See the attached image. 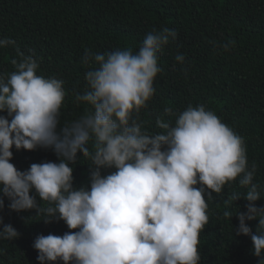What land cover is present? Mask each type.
Instances as JSON below:
<instances>
[{"label":"clouds","instance_id":"clouds-1","mask_svg":"<svg viewBox=\"0 0 264 264\" xmlns=\"http://www.w3.org/2000/svg\"><path fill=\"white\" fill-rule=\"evenodd\" d=\"M176 39L175 31L163 28L147 33L137 52L85 49L86 89L74 102L91 111L59 132L63 80L38 75L37 59L18 48L10 61L15 71L0 75V113H7L0 116V196L13 212L34 210L43 223L63 221L69 229L62 237L35 239L40 264H199V236L209 220L205 193L212 200V193L220 195L237 180L248 191L243 197L232 193L226 205L243 199L247 211H224L223 217L239 220L235 235L250 237L253 255L264 264V208L255 206L261 199L253 183L257 166L253 161L249 167L244 138L204 105L176 114L174 126L158 117L161 134L142 131L139 117L155 94L160 54ZM210 43L225 53L236 47L235 40ZM14 45L0 39V49ZM175 59L185 62L180 54ZM164 115H173L172 109L166 107ZM13 147L50 149L60 162L21 172L10 163ZM79 154L91 161L90 190L73 188L70 165ZM101 169L115 171L102 176ZM254 220L255 234L246 224ZM17 238L0 219V239Z\"/></svg>","mask_w":264,"mask_h":264},{"label":"trees","instance_id":"trees-1","mask_svg":"<svg viewBox=\"0 0 264 264\" xmlns=\"http://www.w3.org/2000/svg\"><path fill=\"white\" fill-rule=\"evenodd\" d=\"M163 28L175 31L177 39L160 54L155 94L139 117L142 131L161 134L158 117L174 126L176 114L189 105H204L244 138L249 167L253 161L257 166L253 183L259 186L261 199L255 206L264 208V0H0V39L15 41L14 46L0 49V75L15 71L10 61L17 58L18 48L37 59L38 75L63 80L67 95L59 132L91 111L90 106L74 102L75 94L86 89L89 69L81 63L85 49L100 54L125 48L137 52L147 33ZM228 40H235L236 47L227 53L210 43ZM178 54L185 57L184 64L176 61ZM166 107L173 115H164ZM88 147L91 151V142ZM12 153L10 163L21 172L32 164L60 162L50 149L30 152L13 147ZM90 165L82 154L70 165L74 189L90 190ZM114 171L101 169V175ZM247 191L237 180L220 195L212 193V200L205 193L209 220L199 236V264H259L250 237L235 235L239 220L223 217L224 211L233 215L247 211L243 199L226 205L232 193L243 197ZM31 195L42 204L35 190ZM0 198L4 200L0 219L19 233L15 240L0 239V264H40L35 239L62 237L69 232L66 224H45V217L37 218L34 210L13 212L8 198ZM258 223L246 221L254 234Z\"/></svg>","mask_w":264,"mask_h":264}]
</instances>
